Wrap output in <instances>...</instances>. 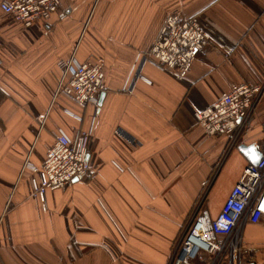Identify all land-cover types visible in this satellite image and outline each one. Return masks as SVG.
Masks as SVG:
<instances>
[{
  "label": "crops",
  "instance_id": "1",
  "mask_svg": "<svg viewBox=\"0 0 264 264\" xmlns=\"http://www.w3.org/2000/svg\"><path fill=\"white\" fill-rule=\"evenodd\" d=\"M4 0H0L1 2ZM25 27L0 8V264H169L198 208L221 212L264 143V0H60ZM173 14L198 17L211 37L183 80L138 54ZM103 59L102 105L62 91L60 60ZM262 88L238 136H209L196 114L234 86ZM92 131L93 171L35 196L61 134ZM257 143L253 152L240 145ZM244 264H264V226L247 230ZM211 257L191 264H209Z\"/></svg>",
  "mask_w": 264,
  "mask_h": 264
},
{
  "label": "built area",
  "instance_id": "2",
  "mask_svg": "<svg viewBox=\"0 0 264 264\" xmlns=\"http://www.w3.org/2000/svg\"><path fill=\"white\" fill-rule=\"evenodd\" d=\"M60 4V0H4L0 8L25 27H32L50 21ZM3 46L0 38V51ZM210 47L211 37L198 17L170 15L150 49L138 54L127 91L132 92L137 79H145L142 68L147 64L173 71L179 80L185 79L194 61ZM57 66L62 73L59 91L81 106L98 107L106 89L103 59L80 63L72 56L60 60ZM261 92L260 87L234 86L212 106L198 112L197 122L209 136H238L250 123ZM91 136V130L80 132L74 140L59 135L44 163L34 168L38 175L33 181L34 194L44 211L47 191L61 189L93 171L88 159ZM261 155L246 166L216 218L208 210H196L169 264H191L204 261L207 256L211 257L209 264H244L249 226H264V143Z\"/></svg>",
  "mask_w": 264,
  "mask_h": 264
},
{
  "label": "water",
  "instance_id": "3",
  "mask_svg": "<svg viewBox=\"0 0 264 264\" xmlns=\"http://www.w3.org/2000/svg\"><path fill=\"white\" fill-rule=\"evenodd\" d=\"M103 98H104V94H101L100 100H99V105H98L99 107L102 105ZM256 147H257V143H254L252 145H240L239 151H241L243 153L253 152L256 149ZM88 159H89V157H88Z\"/></svg>",
  "mask_w": 264,
  "mask_h": 264
}]
</instances>
